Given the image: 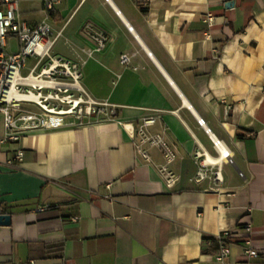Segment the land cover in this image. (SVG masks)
<instances>
[{"label":"crops","instance_id":"crops-1","mask_svg":"<svg viewBox=\"0 0 264 264\" xmlns=\"http://www.w3.org/2000/svg\"><path fill=\"white\" fill-rule=\"evenodd\" d=\"M54 1L55 54L82 66L117 117L12 143L0 115V209L11 216L0 264H221L225 231L239 233L226 264H264V0ZM20 13L37 24L44 1L21 0ZM87 26L108 36L103 51ZM155 114L150 131L176 145L172 185L162 154L142 159L120 124ZM216 141L234 163L211 189L192 154L219 157ZM247 227L257 258L244 253Z\"/></svg>","mask_w":264,"mask_h":264},{"label":"built area","instance_id":"built-area-1","mask_svg":"<svg viewBox=\"0 0 264 264\" xmlns=\"http://www.w3.org/2000/svg\"><path fill=\"white\" fill-rule=\"evenodd\" d=\"M43 1L45 18L37 24H30L21 16V0H0V115L4 119V140L7 142L17 143L25 134L33 131H55L109 122L117 117V105L108 101L98 102L85 89L82 66L79 63L51 55L56 43L50 24L55 1ZM208 23H213L212 17ZM86 29L96 43V51H103L109 42L108 36L92 26H87ZM130 29L133 31V28ZM46 58L50 60L49 68L37 72L38 66ZM33 59H37L39 64L24 74L27 63ZM129 62L128 55L121 56L122 65L126 66ZM159 118L155 114L142 117L135 123L120 124L132 136L135 150L142 159L150 160V149H157L162 154L165 166L161 169V174L172 185L175 182L172 165L177 160L176 145L168 139L166 132L154 134L150 131ZM198 122L201 126L205 125L202 119ZM220 143L221 141H216L215 146L222 158ZM204 153L202 148H198L192 154L197 166L195 180L211 189L221 187L224 161L218 165H209ZM224 156L225 163H234L229 150ZM17 159L23 161V151L18 152ZM45 210L47 209H41ZM0 215H3L1 209ZM247 231L249 239L244 243V253L257 258L260 253L253 247L249 227ZM238 236V231H225L218 237L215 255L218 263L226 264L229 261L231 240ZM34 263L33 261L32 264Z\"/></svg>","mask_w":264,"mask_h":264},{"label":"rangeland","instance_id":"rangeland-1","mask_svg":"<svg viewBox=\"0 0 264 264\" xmlns=\"http://www.w3.org/2000/svg\"><path fill=\"white\" fill-rule=\"evenodd\" d=\"M54 38H55V40H56V37H54ZM54 49H55V45H54V48H53V50H52L51 55L54 56V57H57V58H62L61 56H58V55L55 54ZM38 64H39V61H38L37 59H33L32 61H29V62L27 63V67H26V69L24 70V74H27L28 72H30V70L33 69V68H35ZM49 66H50V60H49L48 58H46V59H45L44 61H42V63L38 66V68H37V72L41 71L42 69L49 68ZM82 72H83V70H82ZM84 87H85V86H84ZM85 89L87 90L86 87H85ZM87 91H88V90H87ZM88 93H89V91H88ZM89 94H90V93H89ZM90 96H91L94 100L98 101V100L95 99L91 94H90ZM98 102H105V101H98ZM196 174H197V172H196Z\"/></svg>","mask_w":264,"mask_h":264},{"label":"bare ground","instance_id":"bare-ground-1","mask_svg":"<svg viewBox=\"0 0 264 264\" xmlns=\"http://www.w3.org/2000/svg\"><path fill=\"white\" fill-rule=\"evenodd\" d=\"M219 147H220V150L223 153V155H222L223 157L222 158L221 157H215V156L211 155L209 152L204 150V152H205L204 153V155H205L204 158H205V161H206L207 164H209V165H218L222 161H225V156L224 155L227 153L228 149L224 146L223 143H220Z\"/></svg>","mask_w":264,"mask_h":264},{"label":"water","instance_id":"water-1","mask_svg":"<svg viewBox=\"0 0 264 264\" xmlns=\"http://www.w3.org/2000/svg\"><path fill=\"white\" fill-rule=\"evenodd\" d=\"M233 2H229L228 6H232ZM11 223L10 215H0V226H8Z\"/></svg>","mask_w":264,"mask_h":264},{"label":"trees","instance_id":"trees-1","mask_svg":"<svg viewBox=\"0 0 264 264\" xmlns=\"http://www.w3.org/2000/svg\"><path fill=\"white\" fill-rule=\"evenodd\" d=\"M213 242H215V240H213ZM55 247H57V246H55ZM58 247H61V245H59ZM52 249H53V247H49V248H48V251H47L48 254H50V253L52 252V251H51Z\"/></svg>","mask_w":264,"mask_h":264}]
</instances>
